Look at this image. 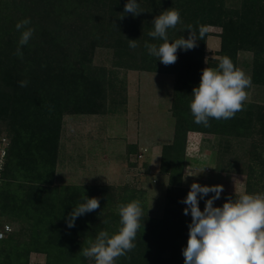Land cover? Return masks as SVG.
<instances>
[{"label": "rangeland", "instance_id": "374dc122", "mask_svg": "<svg viewBox=\"0 0 264 264\" xmlns=\"http://www.w3.org/2000/svg\"><path fill=\"white\" fill-rule=\"evenodd\" d=\"M224 31L219 24L206 26L203 69L217 68L210 66L209 60L221 57ZM254 56L253 51L240 49L235 64L251 78L244 104L260 105L264 104V82L255 72ZM148 64L140 57L135 61L121 60L113 47L97 46L92 60V66L96 68L94 76L79 77V69L73 71L81 84L87 81L93 84L97 96L93 109L78 108L69 104L67 99L61 101V96L56 93L58 69H54L53 75H46L52 97L40 96L38 90L42 86L31 78L27 86L20 89L22 95L17 109H0V196L10 195L13 191L22 194L25 185L27 188L36 186L35 190L46 188L43 195L56 198L57 205L69 203L74 197L78 205L85 202V196L96 197L100 207L85 214L90 224L87 225L93 228L100 221L99 230L106 231L107 228L109 235L121 227L120 205L139 201L142 217L157 221L158 225H154L153 232L147 235L151 225L141 223L133 241L135 247L118 258L126 264H184L183 249L176 250L179 243L187 246V241H178L174 245L177 240L169 238L180 235L181 230L188 237L192 218L190 212L184 215L187 205L182 201L193 182L202 186H223V192L213 206L236 199L242 192L264 194V173L261 175L259 169L251 172L249 168L259 160L252 159L249 154L251 143L258 141L264 148V123L257 127H243L249 122L250 111L246 109L235 114L240 117L237 130L232 127V118L221 119L215 122L220 126L219 132L190 128L183 137L177 131L180 115L186 112L181 109L180 101L182 98L188 102L186 110L193 117L190 109L193 96H177L176 83L183 81L182 76L172 71L150 69ZM32 96H35L33 105L24 108ZM9 114L18 115L22 122L15 124V130L22 128L36 133L37 142L48 141L43 136L53 129L51 142H56V146H52L53 151L48 156L37 153L36 146L32 147L28 163L11 154L14 160L12 172L2 179L1 171L5 168L11 144L10 120L6 119ZM178 136L184 142L177 140ZM176 142L184 143L180 146L184 148L185 159L181 161V177L178 176L177 183L172 184V169L162 171L161 158L167 148L171 158L175 157L177 152L173 148L177 146ZM228 144L231 146L226 148ZM3 148L6 149L4 156ZM256 153L264 157V151L257 150ZM251 180L257 182L256 185H250ZM86 187L90 188L87 190ZM92 187L96 188L92 190ZM212 195L209 193L199 200L201 211ZM17 213V208L9 212H2L0 208V228L10 224V233L20 232L18 240H28L33 232L38 234L32 231L28 221L20 220ZM166 217L172 220L170 224L166 223L169 226L164 225ZM150 221L147 223L152 224ZM82 260V264H95L94 258L84 257ZM53 261L46 252L32 248L29 264H55Z\"/></svg>", "mask_w": 264, "mask_h": 264}, {"label": "trees", "instance_id": "16d2710c", "mask_svg": "<svg viewBox=\"0 0 264 264\" xmlns=\"http://www.w3.org/2000/svg\"><path fill=\"white\" fill-rule=\"evenodd\" d=\"M126 3L127 0H0V109L16 110L22 95L20 89L25 88L20 86V82H30L31 78L36 79L35 82L42 86L38 90L40 96L52 97L49 90L51 85L46 81V75H53L54 69L60 71L56 93L63 99L61 101L67 99L71 105L90 109L97 104L93 84L91 81L81 84L73 71L79 69L77 74L79 77L94 76L96 68L92 66V60L97 46L113 47L115 55L121 60L135 61L136 57H140L149 62L150 69L177 73L183 78L182 82L176 83L177 96L189 97L193 88L199 85L203 70L206 33L203 40H199V29L206 28L211 23L222 25L225 31L220 50L221 57L211 58L209 65L218 68L220 59L228 56L236 66L238 51L247 49L254 52L255 72L264 82V0H137L138 11L141 13L136 16L124 13ZM169 8L178 10L181 20L175 28L167 30L168 41L171 43L182 37L187 39L189 26L196 32L198 41L193 49H178L177 61L166 66L157 57L149 55L145 43L157 46L163 43L162 39L152 38L148 33L154 30V18ZM24 19H30L29 27L35 31L29 43L21 48L23 53L21 58L14 55L20 36L15 25ZM129 40H135L137 47L130 48ZM34 99L35 96L30 97L24 108L33 105ZM180 102L181 109L186 111L180 115L178 121L177 131L180 135L186 136L190 128L219 132L220 126L215 123V119H209L208 127L198 125L194 122V117L187 113L188 102L185 103L182 98ZM246 109L250 111V116L249 122L243 124V127H257L264 123V104L245 103L243 110L239 112L243 113ZM6 117L10 120L8 129L11 144L5 168L1 171L2 179L12 172L14 160L11 154L28 163L32 147L36 146L37 153L48 156L53 151L52 146H56V142H51L55 132L53 129L43 136L48 141L37 142L36 133L26 132L22 128L15 130V124H22L18 120V115L9 114ZM239 118L237 115L232 118L234 130L239 127ZM180 137L178 136L177 140H181ZM34 141L38 144H34ZM175 145L177 146L173 149L177 154L174 158L169 155L168 148L163 150L161 158V170L172 169V184L178 181V176L181 177L183 167L181 161L185 159L182 153L184 148L180 146L184 143L176 142ZM230 146L228 144L226 148ZM257 150L264 151V148L260 142L254 141L251 143L249 154L252 159L256 157L259 160L255 166L249 168L251 172H254V169L261 170L259 172L262 175L264 168L258 167L264 166V157L258 155ZM248 183L256 185L257 182L251 180ZM34 187L36 186L27 188L23 185L22 194L13 191L9 193L10 195L0 196L2 212L17 208L20 220L28 221L32 231L38 233L33 232L34 235L28 240H18L19 231L6 233L4 238L0 239V264H29L32 248L49 254L55 264H82L84 256L81 249L89 247L96 238L100 232V221L93 228H89L90 224L84 214L76 218L74 227H68L69 214L73 207L78 206L75 197L69 203L57 205L56 198L49 199L43 195L46 188L35 190ZM89 188L86 187L87 190ZM95 188L92 187V190ZM222 205L217 203L214 207ZM164 220V225L172 221L169 217ZM148 221L149 218L141 217L140 225L141 223L151 225L147 235L153 232L154 225H158L157 221H150L152 224L147 223ZM182 231L180 235L169 238L177 240L174 245L178 241H187L188 237ZM164 245L168 247V244ZM185 247L186 243L181 245L179 243L176 252ZM115 264L126 263L117 258Z\"/></svg>", "mask_w": 264, "mask_h": 264}, {"label": "clouds", "instance_id": "9594fccd", "mask_svg": "<svg viewBox=\"0 0 264 264\" xmlns=\"http://www.w3.org/2000/svg\"><path fill=\"white\" fill-rule=\"evenodd\" d=\"M137 0H127L124 13L139 15ZM180 13L174 8L164 10L154 18V30L148 35L159 38L163 43H145L149 55L155 56L164 65L177 61L178 49L190 50L197 45L196 32L188 27L189 36L168 41L167 30L180 23ZM30 19L19 21L15 28L20 32L14 55L21 57V48L27 45L35 29L29 27ZM206 28L200 27L199 40H203ZM129 47H137L135 40H129ZM27 81L20 86L26 87ZM251 87V78L237 68L231 58L220 59L218 68L206 67L202 70L200 83L193 88V99L190 103L194 122L205 127L209 119L228 120L243 110L248 99L246 89ZM204 170V169H203ZM222 185L202 186L193 182L182 203L187 207L184 215L191 214L187 246L183 249L184 264H264V194L240 193L236 199H228L222 207H214V201L220 198ZM213 193L205 201L203 211L199 200ZM100 207L98 198H87L85 202L73 208L67 220L68 227H74L77 217L95 211ZM143 209L139 201L121 204L119 207L121 227L115 234L100 231L94 242L81 249L86 258H94L95 264H115L118 257L126 255L135 244L140 228ZM107 221H105L106 223Z\"/></svg>", "mask_w": 264, "mask_h": 264}, {"label": "built area", "instance_id": "2783aa9c", "mask_svg": "<svg viewBox=\"0 0 264 264\" xmlns=\"http://www.w3.org/2000/svg\"><path fill=\"white\" fill-rule=\"evenodd\" d=\"M6 154V149L3 148L2 156ZM0 169H1V164H0ZM12 229L10 224H5L4 228L0 230V238L4 236L5 233L9 232Z\"/></svg>", "mask_w": 264, "mask_h": 264}]
</instances>
